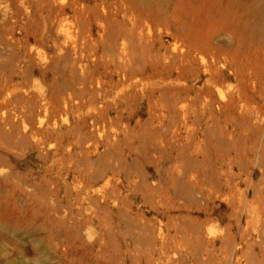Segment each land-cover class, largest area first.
I'll return each instance as SVG.
<instances>
[{"label":"rangeland","instance_id":"1","mask_svg":"<svg viewBox=\"0 0 264 264\" xmlns=\"http://www.w3.org/2000/svg\"><path fill=\"white\" fill-rule=\"evenodd\" d=\"M0 264H264V0H0Z\"/></svg>","mask_w":264,"mask_h":264},{"label":"bare ground","instance_id":"2","mask_svg":"<svg viewBox=\"0 0 264 264\" xmlns=\"http://www.w3.org/2000/svg\"><path fill=\"white\" fill-rule=\"evenodd\" d=\"M135 15V14H134ZM137 16V15H136ZM133 23V22H132ZM185 26V25H184ZM253 71V70H252ZM243 74V73H242ZM258 76L257 70H254L250 73V77L256 78ZM242 77H244L242 75ZM253 91H256L258 93L261 92L262 87L259 85V87L256 89L255 85H252ZM174 93V92H173ZM172 93V95H173ZM225 95V94H224ZM171 101V100H170ZM173 102V101H172ZM228 102L231 104H238L239 106V115L241 118V121H244L246 123H250L252 119V114L255 111L257 105L254 97L250 92L243 88H237L236 93L234 94L233 91H230L228 93ZM172 104V103H171ZM182 104V103H181ZM180 105V104H179ZM171 106V105H170ZM187 113V112H186ZM184 114V113H183ZM188 114V113H187ZM186 117V116H185ZM223 118V117H222ZM228 119V118H227ZM226 119V120H227ZM214 122V121H213ZM214 124V123H213ZM216 124V123H215ZM228 124V123H227ZM239 125V124H238ZM212 126V125H211ZM240 126V125H239ZM213 128V127H212ZM223 132V131H222ZM221 132V133H222ZM232 136V135H231ZM209 137V136H208ZM256 137H258L256 135ZM223 139V138H221ZM229 139V138H228ZM217 145V144H216ZM218 146V145H217ZM239 156V155H238Z\"/></svg>","mask_w":264,"mask_h":264}]
</instances>
